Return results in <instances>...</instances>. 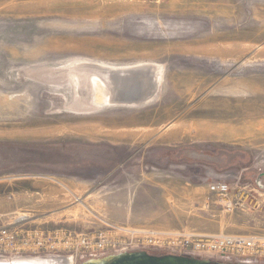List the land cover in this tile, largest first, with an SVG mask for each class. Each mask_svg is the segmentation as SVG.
I'll return each mask as SVG.
<instances>
[{"label": "rangeland", "instance_id": "1", "mask_svg": "<svg viewBox=\"0 0 264 264\" xmlns=\"http://www.w3.org/2000/svg\"><path fill=\"white\" fill-rule=\"evenodd\" d=\"M81 66L150 67L152 82L130 105L118 92L101 104ZM261 174L264 0H0V229L264 238ZM220 179L232 203L209 208ZM163 216L174 225H147Z\"/></svg>", "mask_w": 264, "mask_h": 264}, {"label": "built area", "instance_id": "2", "mask_svg": "<svg viewBox=\"0 0 264 264\" xmlns=\"http://www.w3.org/2000/svg\"><path fill=\"white\" fill-rule=\"evenodd\" d=\"M210 197L206 205L230 207L233 188L223 179L207 184ZM125 236L114 238L107 232L93 234L62 230L43 232L25 230L14 224L0 229V247L19 258H48L81 264L108 254L119 255L137 251L158 250L176 256L198 257L228 262L248 263L264 258V238L227 234H198L180 230L172 233L146 232L116 227ZM123 238V239H122ZM25 256V257H23ZM27 256V257H26Z\"/></svg>", "mask_w": 264, "mask_h": 264}, {"label": "water", "instance_id": "3", "mask_svg": "<svg viewBox=\"0 0 264 264\" xmlns=\"http://www.w3.org/2000/svg\"><path fill=\"white\" fill-rule=\"evenodd\" d=\"M111 76H117L119 79L126 77L125 75L129 74L127 72H118L116 70H111ZM120 92L123 94L124 98H121V104L130 105L134 103V100H138L140 95V88L136 84H132L127 87V89ZM137 94V95H136ZM116 95V94H115ZM134 96H137L134 98ZM122 97V96H121ZM127 100V101H124ZM120 104V103H119ZM184 153L185 158L192 160L194 162H203L206 164H216L217 159L211 155H208L204 152H197L193 149H184L179 152L178 157ZM261 177H264V174H261ZM258 188L264 191V185L259 184ZM230 263V262H229ZM228 263V264H229ZM84 264H224L222 262H214L211 259L207 258H198V257H185V256H176L172 254H166V256H152L147 253V251H142L137 254H119L113 255L105 259H95L84 262ZM240 264V263H235Z\"/></svg>", "mask_w": 264, "mask_h": 264}, {"label": "bare ground", "instance_id": "4", "mask_svg": "<svg viewBox=\"0 0 264 264\" xmlns=\"http://www.w3.org/2000/svg\"><path fill=\"white\" fill-rule=\"evenodd\" d=\"M87 64L83 65L86 66ZM144 67V66H143ZM80 68V67H79ZM99 68V67H98ZM103 68V67H102ZM150 68V67H149ZM149 68H137L134 69L132 68L129 74L125 75L126 77L123 79L122 77H120L119 79L117 78V76H114L112 78L111 76V70L112 69H96L95 71L91 70L88 71V68L85 69L81 66V69L84 70L82 73V80H84L85 82H87L88 84H86L87 86H91L92 89L96 90L98 93V95H100L102 98V102L101 104H109L112 105L113 104V98L112 92H118L120 93L121 91L124 92V89H127L128 86L132 85V84H136L139 88H140V95L139 98L142 96L141 94H145L147 92V90L150 89V86L147 83H151L150 80L149 81H144L143 79H141V77H150L149 75L147 76L146 74L150 73V70H148ZM127 70V69H126ZM85 72V73H84ZM153 72V71H152ZM140 73H142L141 77H140ZM70 74V73H69ZM72 74V73H71ZM146 75V76H145ZM81 76V75H80ZM160 76V75H159ZM74 77V76H73ZM76 78V77H75ZM78 79V78H77ZM80 79V78H79ZM151 79V78H150ZM72 81V80H71ZM75 81V80H74ZM72 81V82H74ZM155 81V80H154ZM82 82V81H81ZM120 82V83H119ZM119 83V84H118ZM77 83H75L76 85ZM82 84V83H81ZM85 84V83H84ZM78 87V85H77ZM147 88V89H146ZM79 89V88H78ZM90 89V88H89ZM91 89V90H92ZM157 89V88H156ZM240 89V88H239ZM231 90V89H230ZM235 90V89H234ZM232 90V91H234ZM238 90V89H237ZM228 91V90H227ZM242 91V89H241ZM245 90L242 91V93ZM78 92V91H77ZM111 92V94H110ZM240 92V91H239ZM230 93V92H228ZM137 95V94H136ZM137 96H134V98H136ZM95 98V97H94ZM138 98V99H139ZM94 101V100H93ZM25 218H20L17 220V222H22L25 221ZM5 259V258H3ZM9 261V260H8ZM11 261V260H10ZM9 261V262H10ZM13 261V260H12ZM3 261L0 258V263H2ZM18 262L21 264H69L68 261H62L61 259H48V258H21V259H17V261H15L14 263ZM7 263V262H5ZM4 263V264H5ZM11 263V262H10Z\"/></svg>", "mask_w": 264, "mask_h": 264}, {"label": "flooded vegetation", "instance_id": "5", "mask_svg": "<svg viewBox=\"0 0 264 264\" xmlns=\"http://www.w3.org/2000/svg\"><path fill=\"white\" fill-rule=\"evenodd\" d=\"M226 156L227 155H225L224 154V152H223V154L221 155V157H222V160H221V164L220 165H222V166H231V165H234V162L232 161V160H227V158H226ZM232 161V162H231ZM263 181H264V177H260V176H257V177H254V182H255V184L258 186L259 184H263ZM151 251V250H150ZM150 251H148L147 250V253L149 254V255H152V256H158L157 254H159V253H154V252H150ZM140 252H142V251H137V252H130V253H126V254H137V253H140ZM161 254V253H160Z\"/></svg>", "mask_w": 264, "mask_h": 264}, {"label": "crops", "instance_id": "6", "mask_svg": "<svg viewBox=\"0 0 264 264\" xmlns=\"http://www.w3.org/2000/svg\"><path fill=\"white\" fill-rule=\"evenodd\" d=\"M178 194V193H175ZM143 221V220H142ZM133 223H138L139 221L133 220ZM147 225H152V226H173L174 222L171 221V219H167L166 217H162V218H152V219H146ZM143 227V226H140Z\"/></svg>", "mask_w": 264, "mask_h": 264}]
</instances>
